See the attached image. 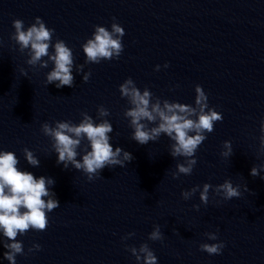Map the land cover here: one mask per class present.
<instances>
[{
	"label": "water",
	"instance_id": "obj_1",
	"mask_svg": "<svg viewBox=\"0 0 264 264\" xmlns=\"http://www.w3.org/2000/svg\"><path fill=\"white\" fill-rule=\"evenodd\" d=\"M37 16L55 29L53 43L59 38L72 49L73 87L47 85L45 73L52 63L42 69L29 66L27 50L21 53L10 39L14 19L27 28ZM113 17L125 30L122 54L85 64L82 44L95 25L110 30ZM0 42V150L13 151L18 167L35 177L53 178L50 188L60 204L48 213L46 230L18 235L26 253L33 243L41 248L18 254L16 264H138L125 245L138 248L145 242L157 264H264V179L250 175L253 165L264 163L259 152L264 0H0ZM165 62L169 67H163ZM79 64L84 69L77 73ZM128 77L141 90L147 87L162 99L189 104L200 84L209 106L222 114L195 153L190 175L172 177L184 158L169 154L173 141L166 135L144 145L131 138L133 129L124 116L129 105L118 87ZM99 105L110 112L105 119L113 126V148L134 158L125 167H105L89 181L81 170L57 163L52 141L40 129L44 122L78 123L81 112L98 122ZM225 140L232 144L230 157L221 155ZM25 147L39 159L38 167L27 163ZM225 179L241 185L240 197L225 201L210 189L205 205L199 190L189 200L181 196L195 185L215 186ZM244 184L250 191H244ZM156 224L163 241L148 239ZM129 232L135 235L122 240ZM206 232H217L224 242L220 254L200 250L201 243L217 242L208 240ZM5 239L0 234V241ZM5 251L0 242V264H10Z\"/></svg>",
	"mask_w": 264,
	"mask_h": 264
},
{
	"label": "clouds",
	"instance_id": "obj_2",
	"mask_svg": "<svg viewBox=\"0 0 264 264\" xmlns=\"http://www.w3.org/2000/svg\"><path fill=\"white\" fill-rule=\"evenodd\" d=\"M12 25L14 32L10 34V39L19 46L21 53L27 50L26 63L29 66L42 69L48 68L49 63H52L51 70L45 73V83L55 84L57 88L73 87L75 80L73 51L62 39L56 38L53 43L55 29L47 27L39 16L35 17V22L27 28L24 21L19 18L14 19ZM124 35L125 30L116 22L115 17L110 30L105 26L95 25L92 35L81 46L85 54L84 63L99 64L102 60L119 59L124 50L122 43ZM163 67H169L168 62H165ZM160 68L161 65L158 64L154 70L159 71ZM83 69L84 64L76 65L77 73ZM20 72L27 77L25 69L21 68ZM90 76L91 70L84 72L82 78L87 82ZM118 87L121 97L125 98L129 105L124 111V116L128 119L129 127L133 129L131 138L144 145L149 141H157L162 134L166 135L173 141L169 154L173 158H184L183 162L176 163L175 171L171 173L172 177L190 175L197 163L195 153L207 138L206 134L214 131L216 122L223 120L222 114L209 106L208 95L203 87L200 84L195 85L194 104L162 99L155 96L147 87L141 90L131 77L126 78ZM80 115L82 119L78 123L57 120L54 124L44 122L41 125V132L52 141L58 164H63L66 169L71 165L76 170H81L87 179L92 181L101 175L105 167H125L126 162L134 158L130 152L119 146L113 148L110 143L109 134L113 131V126L105 119L110 115L106 107L103 105L97 107L98 122L87 112H81ZM260 131L259 152L264 154V120L261 121ZM83 141L87 143L82 147ZM23 153L29 165L39 166L40 161L32 150L25 147ZM232 154L231 141L225 140L221 155L230 157ZM18 164L19 159L13 151L0 150V234L6 238L0 242L6 249L3 256L10 264H16L18 254L27 255L34 250H40L41 245L33 243L26 253L22 241L17 237L25 235L29 230H46L49 224L48 213L60 206L55 198V192L50 188L54 184L53 178L45 176L37 178L31 172L19 168ZM262 170L264 163L253 165L250 175L264 179V175H261ZM243 188L244 191H250L247 184H244ZM210 189L225 201L242 195L241 185H234L231 179H225L223 183L215 186L209 183H204L202 188L195 185L191 189L183 190L181 196L189 200L199 190L200 201L207 205ZM199 207L198 204L193 205L197 210ZM134 235V232H129L121 239L127 240ZM205 235L208 240L217 242L201 243L200 250L210 255L220 254L225 245L223 241H218L217 232H206ZM148 239L164 240L159 224L153 226ZM125 247L138 264L141 260L143 264H157L158 258L147 242L141 243L138 248L128 245Z\"/></svg>",
	"mask_w": 264,
	"mask_h": 264
}]
</instances>
